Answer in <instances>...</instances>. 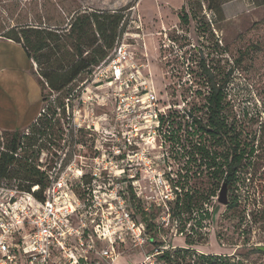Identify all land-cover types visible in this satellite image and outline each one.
<instances>
[{
  "label": "built area",
  "instance_id": "2783aa9c",
  "mask_svg": "<svg viewBox=\"0 0 264 264\" xmlns=\"http://www.w3.org/2000/svg\"><path fill=\"white\" fill-rule=\"evenodd\" d=\"M136 22L139 29V20H123L115 45L92 71L90 84L65 100L74 134L85 126L77 123L75 113L97 133L93 154L83 153L84 145L66 147L61 155L68 162L49 168L42 152L39 167L48 172V184L41 197L39 185L27 190L17 180L0 184V264H118L124 247L139 249L152 241L147 222L130 208L131 195L147 216L154 215L163 241L147 255L154 260L145 264H158L155 257L170 247L168 239L184 236L172 208L184 164L172 137L176 127L180 132L185 124L192 128L191 107L189 101L165 103L156 94L143 72L146 65L130 51L129 40L140 38ZM184 65L185 81L191 85L190 64ZM91 87L101 93L91 94ZM108 104L110 112L95 113ZM103 124L108 127L101 131ZM165 230L170 236H164Z\"/></svg>",
  "mask_w": 264,
  "mask_h": 264
},
{
  "label": "rangeland",
  "instance_id": "374dc122",
  "mask_svg": "<svg viewBox=\"0 0 264 264\" xmlns=\"http://www.w3.org/2000/svg\"><path fill=\"white\" fill-rule=\"evenodd\" d=\"M111 4L115 8L110 11L121 10L126 23L131 19L139 20V29H136L137 22L135 29L140 32V38L129 40L130 51L136 61L146 65L143 72L149 76L163 102L180 104L189 101L191 107L194 100L201 99L191 93L192 88L185 81V65L170 45L175 44V48L182 50L185 62L190 64L192 79L199 84L206 81L201 58L217 80L224 76L229 78L225 114L242 139L248 143L254 139L259 146L255 163L257 172H253L251 180L249 175L241 176L229 192L233 207L219 203L217 196L221 184L214 186V196L204 205L211 215L210 222L204 227L207 233L193 247L198 253L229 255L241 264H264V254L254 251L257 247L264 248V182L257 180L264 175V0H112ZM104 5L109 6L106 0H0V38H6L8 29L25 24L67 28L77 14L104 11L105 8H98ZM165 54L168 55L167 65L163 60ZM170 67L175 70L169 74ZM35 70L39 74L37 64ZM91 75L92 72L83 74L75 81L69 95L67 89L57 93L45 85V99L38 121L21 130L33 134L44 128L47 134L56 138L50 145L44 135L37 143L44 148L47 155L44 161L49 168L56 163L68 162V156L61 155L66 147L74 149L84 145L82 152L93 154L97 133L87 129L85 117L75 113L77 123L85 125L75 135L67 118L61 114L64 98L82 94L90 84ZM209 90L204 89L205 93ZM90 91L91 94L101 93L94 87ZM73 97L71 105L74 106L76 100ZM104 112H110L109 104L95 110L97 114ZM106 127L107 124H103L100 130ZM2 135L1 141L6 142L8 135L3 131L0 132ZM65 136H68L66 142ZM163 234L170 236L167 230ZM172 238L168 239L169 243ZM155 247L152 244L133 250L124 247L118 264L149 263L154 258L147 259V255L155 251ZM155 258L161 264L158 256Z\"/></svg>",
  "mask_w": 264,
  "mask_h": 264
},
{
  "label": "trees",
  "instance_id": "16d2710c",
  "mask_svg": "<svg viewBox=\"0 0 264 264\" xmlns=\"http://www.w3.org/2000/svg\"><path fill=\"white\" fill-rule=\"evenodd\" d=\"M184 16L186 18V15ZM124 19L125 15L121 10L86 11L77 14L67 28L25 24L8 29L4 36L20 43L29 59L38 65L39 74L35 70V75L42 88L43 103L45 85L57 93L67 89L66 93L69 95L73 90L70 86L83 74H90L105 59L109 50L115 45ZM170 48L185 64L182 50L179 47L175 48V44ZM167 58V54L163 55V60L166 61ZM200 62L202 75H205L203 79L206 81L199 84L193 79L189 87L192 88L191 93L195 97L201 96V99L192 102L189 112L192 116V128L187 124L182 126L181 123L183 131L180 132V126L176 127L177 133L172 137L173 142L182 149L179 158L184 164V172L181 173L184 179L178 185V196L172 207L174 217L178 221V229L184 233V236H171L173 238L169 243L170 247L164 248L158 255V262L241 264L229 255L198 253L193 247L195 242L203 239L207 233L204 227L210 222L211 215L204 205L214 196V186L227 183L229 195L241 176L249 175L248 179L251 180L253 172H257L255 163L259 148L254 139L251 143L242 139L234 124H230L227 120L226 84L229 78L224 76L217 80L202 58ZM170 68L175 70L174 67ZM190 73L192 76V71ZM201 85L202 87H198ZM172 86L176 87V85ZM204 89L210 90L205 93ZM65 98L61 114L67 118ZM40 115L27 129L38 121ZM2 131L8 136L6 142L1 141L3 135L0 136V184L3 181L17 180L19 186L27 190L39 185V191L36 193L39 197L44 196L48 184V172L39 167L44 148L37 143L44 135L48 137L50 145L56 138L50 133L47 134L44 128L40 133L33 132V134L21 130L0 129L1 133ZM257 180L263 183L264 175H260ZM203 186L207 187L203 188ZM129 205L136 217L140 216L147 222L152 239L150 244L160 248L163 241L156 230L154 215L147 216L142 203L134 195H131ZM227 206H234L231 200ZM254 251L264 254V248L261 247H257Z\"/></svg>",
  "mask_w": 264,
  "mask_h": 264
},
{
  "label": "crops",
  "instance_id": "0c3cea01",
  "mask_svg": "<svg viewBox=\"0 0 264 264\" xmlns=\"http://www.w3.org/2000/svg\"><path fill=\"white\" fill-rule=\"evenodd\" d=\"M113 10L112 0H106ZM90 9L91 7H86ZM42 108V88L35 64L20 43L0 38V129L23 130L36 121Z\"/></svg>",
  "mask_w": 264,
  "mask_h": 264
},
{
  "label": "water",
  "instance_id": "95a60500",
  "mask_svg": "<svg viewBox=\"0 0 264 264\" xmlns=\"http://www.w3.org/2000/svg\"><path fill=\"white\" fill-rule=\"evenodd\" d=\"M219 203L223 204V205H228L229 204V195H228V186L227 183H224L221 188L220 191L218 193V197H217Z\"/></svg>",
  "mask_w": 264,
  "mask_h": 264
}]
</instances>
